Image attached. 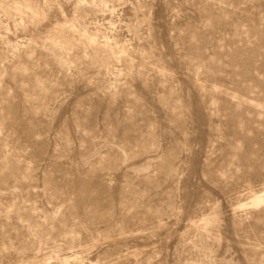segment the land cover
Wrapping results in <instances>:
<instances>
[{
  "label": "rangeland",
  "instance_id": "rangeland-1",
  "mask_svg": "<svg viewBox=\"0 0 264 264\" xmlns=\"http://www.w3.org/2000/svg\"><path fill=\"white\" fill-rule=\"evenodd\" d=\"M264 0H0V264H264Z\"/></svg>",
  "mask_w": 264,
  "mask_h": 264
},
{
  "label": "bare ground",
  "instance_id": "bare-ground-1",
  "mask_svg": "<svg viewBox=\"0 0 264 264\" xmlns=\"http://www.w3.org/2000/svg\"><path fill=\"white\" fill-rule=\"evenodd\" d=\"M252 202H253V205L254 204L255 205H260L261 203L264 202V194L263 193L255 194Z\"/></svg>",
  "mask_w": 264,
  "mask_h": 264
}]
</instances>
